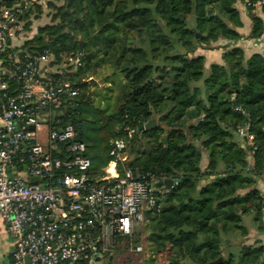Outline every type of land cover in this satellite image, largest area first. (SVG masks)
Segmentation results:
<instances>
[{"label":"trees","instance_id":"trees-1","mask_svg":"<svg viewBox=\"0 0 264 264\" xmlns=\"http://www.w3.org/2000/svg\"><path fill=\"white\" fill-rule=\"evenodd\" d=\"M59 1L63 4L50 6L62 18L84 11L92 0ZM258 1L264 10L262 0L245 3L253 12ZM236 2L117 0L116 14L93 34L72 43L54 29L56 38L42 43L58 60L61 53L83 54V68L66 73L80 92L64 104L62 119L86 143L92 173H104L111 140L124 138L130 165L177 182L162 194L160 211L148 212L133 236L134 243L151 244L150 250L145 246L152 253L149 264L156 256H164L165 264H209L219 258L221 264H264L262 246L246 243L243 223L244 215L254 213L257 228L264 225V199L254 188L264 171V56L246 58L241 47H233L217 63L205 54L218 49L213 44L219 40L242 38ZM251 17L250 37L258 38L264 22ZM107 67L112 74L95 105L90 92L95 84L87 79ZM154 118L155 126L140 130ZM246 122L254 144L242 145L237 138ZM248 188V195L239 194Z\"/></svg>","mask_w":264,"mask_h":264},{"label":"built area","instance_id":"built-area-1","mask_svg":"<svg viewBox=\"0 0 264 264\" xmlns=\"http://www.w3.org/2000/svg\"><path fill=\"white\" fill-rule=\"evenodd\" d=\"M40 1L0 0V217L15 243L11 264H149L152 253L132 239L160 211L168 179L130 165L124 138L111 140L104 173H92L86 143L62 119L80 92L64 76L83 68V54L58 60L38 26L26 30ZM250 128L238 135L254 144Z\"/></svg>","mask_w":264,"mask_h":264},{"label":"rangeland","instance_id":"rangeland-1","mask_svg":"<svg viewBox=\"0 0 264 264\" xmlns=\"http://www.w3.org/2000/svg\"><path fill=\"white\" fill-rule=\"evenodd\" d=\"M39 4L40 7L36 9V12H38V14L32 12L36 17L32 18L30 16L28 22L26 23V30L30 29V26H38V29H40V33L43 35L47 32H51V37L46 36L48 41H50L52 40V37L56 38V35L52 33V30L56 29V33L59 32L61 36L65 37L67 42L75 43L82 38H85L86 36H89L96 32L103 23L114 16L116 14L118 3L117 0H92L91 3L84 9V11L80 13L70 12L67 15H64L62 18L58 17L56 10L51 8L50 4H53L54 6L61 5L63 4V1L46 0L44 3L42 0ZM35 22H37V25ZM48 27H52L53 29H49ZM43 35H41V37ZM39 37L40 35H37L36 39ZM38 43H40V40L38 41ZM64 54L66 53H62V55ZM59 64L62 65V62H59ZM69 73H71V71H69ZM96 74L97 75H94L93 77L87 79L91 85L95 84V86H91L90 89V92L93 94V103L95 105L98 104V100L100 98H103L105 94V87L107 86L105 78L106 76H111L112 70L110 67H107L99 70ZM67 77L69 76H64L65 79ZM47 132V128H42V130L40 131L41 138L46 139ZM206 160L207 156H204L201 162V167L203 166V162ZM148 235V231L142 233L143 237H147ZM132 242H134V239H132ZM143 244L147 247L148 250H150V248L152 249L151 244L149 245L148 241ZM123 245H126V242H123ZM153 264H165L164 256H156Z\"/></svg>","mask_w":264,"mask_h":264},{"label":"crops","instance_id":"crops-1","mask_svg":"<svg viewBox=\"0 0 264 264\" xmlns=\"http://www.w3.org/2000/svg\"><path fill=\"white\" fill-rule=\"evenodd\" d=\"M262 1L264 2V0ZM245 2L246 0H237L236 2V7L240 12V17L242 21V26L237 27L236 30L242 36V38L232 43H228L225 40H219L216 43H214L213 46L217 47L218 49L211 50L205 53L207 55V60L209 59L208 62L222 63L223 52L228 51L230 50V48L233 47H241L245 51L246 58H249L254 53H260L264 56V32L258 38L250 37V33L253 27L252 17H251L252 14L258 15L260 18H262L264 22V10L262 4L256 5L255 6L256 11L252 12L246 7ZM41 35L43 34L40 33L39 44L42 45V43L49 42L47 37L43 38L41 37ZM227 44L229 46L225 48V45L227 46ZM26 46H29V43H27ZM237 138L241 141V144L245 142L244 141L245 139L241 138L239 135ZM249 160L251 163H253L252 157L249 158ZM207 163L208 160L203 162L202 164L203 169L206 167ZM254 188L260 192L261 196L264 199V171H262V173L257 177ZM251 191L252 188L243 189L239 191V194L246 196ZM254 219H255L254 213L246 214L243 217V223L247 228V236L245 238V241L247 244L258 243L260 246H262V251L264 256V225L262 229L259 230L257 228V224ZM263 224H264V212H263ZM14 248H15L14 239L9 234L5 222L0 217V264H11L12 253L14 251Z\"/></svg>","mask_w":264,"mask_h":264},{"label":"water","instance_id":"water-1","mask_svg":"<svg viewBox=\"0 0 264 264\" xmlns=\"http://www.w3.org/2000/svg\"><path fill=\"white\" fill-rule=\"evenodd\" d=\"M182 18H184L182 16ZM46 36H49L51 37V32H47L46 34H44L42 37L45 38ZM157 124V120L154 118V119H151L150 121H148L146 124H144L143 126H141L140 130H146V129H149L153 126H155ZM33 181L37 182L38 180L37 179H34ZM167 188H170L172 186V181L171 180H166L163 182ZM161 185V184H158V186ZM223 262V258H219L218 260L216 261H213V262H210L209 264H221Z\"/></svg>","mask_w":264,"mask_h":264}]
</instances>
